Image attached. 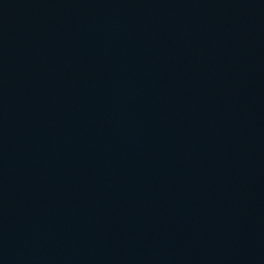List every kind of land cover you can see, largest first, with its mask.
Segmentation results:
<instances>
[{"label": "water", "instance_id": "95a60500", "mask_svg": "<svg viewBox=\"0 0 264 264\" xmlns=\"http://www.w3.org/2000/svg\"><path fill=\"white\" fill-rule=\"evenodd\" d=\"M0 264H264V0H0Z\"/></svg>", "mask_w": 264, "mask_h": 264}]
</instances>
